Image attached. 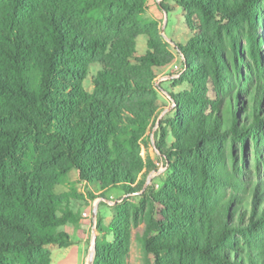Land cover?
Instances as JSON below:
<instances>
[{"label": "trees", "instance_id": "obj_1", "mask_svg": "<svg viewBox=\"0 0 264 264\" xmlns=\"http://www.w3.org/2000/svg\"><path fill=\"white\" fill-rule=\"evenodd\" d=\"M148 1L0 0V264H52L49 246L74 245L60 228L80 217L56 192L70 173L128 199L142 190L139 141L172 60L138 55ZM178 5L194 36L175 142L157 145L170 175L139 205L115 206L107 233L97 220L93 264H128L142 225L154 264H264V0Z\"/></svg>", "mask_w": 264, "mask_h": 264}, {"label": "rangeland", "instance_id": "obj_2", "mask_svg": "<svg viewBox=\"0 0 264 264\" xmlns=\"http://www.w3.org/2000/svg\"><path fill=\"white\" fill-rule=\"evenodd\" d=\"M184 13L178 5V0H149L148 8L142 15L140 29L142 33L137 38V52L139 56L159 51L164 57H171V64L162 70L156 71L154 87L158 94V111L148 127L146 133L139 141L140 156L145 165L138 181H143L142 190L132 199L121 188L102 191L97 186L80 183L77 174L70 173L57 187L56 192L68 196L70 209L80 217L78 225L67 223L60 231L72 236L74 245L69 248L49 246L52 253V264H88L90 254L94 251L97 224L101 231L107 233L109 225L114 219V208L124 202H132L139 205L143 196L151 192H159L170 175L168 160L157 150L159 143L172 145L175 142L171 134L170 122L175 116V98L183 92L190 91L191 87L185 77L184 54L194 33L184 23ZM244 54H247L249 45L244 30H240ZM178 66V70L175 67ZM99 66L90 70L84 88L89 93H94L93 78L99 71ZM165 135V139L164 136ZM148 136V137H147ZM161 167V168H160ZM96 210L97 217L94 226L93 212ZM92 216L85 218L84 213ZM98 220V223H97ZM84 225L88 233L86 238V252L80 242L76 230ZM95 227V229H94ZM142 226L133 230V241L128 264H154V259L148 256L142 245ZM104 233H101L103 235ZM112 241V236H108ZM178 264H204L199 259H176Z\"/></svg>", "mask_w": 264, "mask_h": 264}, {"label": "crops", "instance_id": "obj_3", "mask_svg": "<svg viewBox=\"0 0 264 264\" xmlns=\"http://www.w3.org/2000/svg\"><path fill=\"white\" fill-rule=\"evenodd\" d=\"M82 224V223H81ZM84 225L82 224L81 225V228L80 229H77L76 230V234L79 236V239H80V242L81 244L83 245V251L84 253L86 252V238L88 237V233L87 231H85L84 229ZM72 237V236H71Z\"/></svg>", "mask_w": 264, "mask_h": 264}, {"label": "water", "instance_id": "obj_4", "mask_svg": "<svg viewBox=\"0 0 264 264\" xmlns=\"http://www.w3.org/2000/svg\"><path fill=\"white\" fill-rule=\"evenodd\" d=\"M93 217H94V219H96V217H97L96 210L93 212ZM95 242H96V237H95ZM95 254H96V249L94 248V251L90 254V258H89V263L88 264H93L94 263Z\"/></svg>", "mask_w": 264, "mask_h": 264}, {"label": "bare ground", "instance_id": "obj_5", "mask_svg": "<svg viewBox=\"0 0 264 264\" xmlns=\"http://www.w3.org/2000/svg\"><path fill=\"white\" fill-rule=\"evenodd\" d=\"M176 67H177V66H176ZM176 67H175V69H176ZM147 137H148V136H147ZM160 168H161V167H160ZM88 215H89V214L86 213V212L83 214V216H84L85 218H88ZM94 226L96 227V224H95ZM95 227H94V229H95Z\"/></svg>", "mask_w": 264, "mask_h": 264}, {"label": "built area", "instance_id": "obj_6", "mask_svg": "<svg viewBox=\"0 0 264 264\" xmlns=\"http://www.w3.org/2000/svg\"><path fill=\"white\" fill-rule=\"evenodd\" d=\"M176 70H178V66L176 67ZM92 216V214L91 213H89V215H88V217H91ZM96 223H95V219H94V225H95Z\"/></svg>", "mask_w": 264, "mask_h": 264}]
</instances>
